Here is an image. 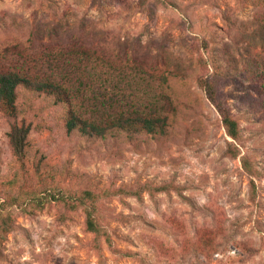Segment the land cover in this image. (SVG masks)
Returning <instances> with one entry per match:
<instances>
[{"label":"rangeland","instance_id":"obj_1","mask_svg":"<svg viewBox=\"0 0 264 264\" xmlns=\"http://www.w3.org/2000/svg\"><path fill=\"white\" fill-rule=\"evenodd\" d=\"M0 64L54 77L85 116L171 100L163 134L99 138L19 87L0 109V264H264V0H0ZM86 191L101 235L71 208Z\"/></svg>","mask_w":264,"mask_h":264},{"label":"trees","instance_id":"obj_2","mask_svg":"<svg viewBox=\"0 0 264 264\" xmlns=\"http://www.w3.org/2000/svg\"><path fill=\"white\" fill-rule=\"evenodd\" d=\"M199 83L207 99L215 106L225 133L231 139L237 141L239 138L238 124L229 111L215 100V90L212 82L204 78ZM21 86L52 96L55 104H67L69 109L64 121L67 132L76 131L80 134L93 135L99 138L105 137L110 132L163 134L167 127L171 110L170 97L159 90L151 95L148 100L133 104L118 112L85 116L71 105L73 94L70 88L54 77L40 75L29 70H18L9 65L0 64V109L8 116L12 117L16 113V93ZM27 135L28 128L23 126L12 125L8 132V142L12 153L17 159H21L24 155ZM243 166L245 167V164ZM56 202L66 204V199L61 197ZM95 202V195L86 191L75 199L71 208L76 209L79 206H83L87 231L95 235H101L103 229L96 222ZM0 216L2 219L0 222V233L4 236L12 229V225L8 222L9 217L7 215L1 213Z\"/></svg>","mask_w":264,"mask_h":264}]
</instances>
